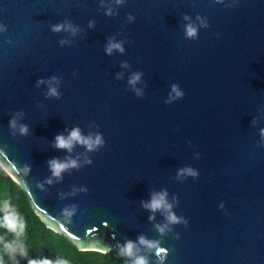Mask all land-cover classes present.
Segmentation results:
<instances>
[{
	"label": "water",
	"instance_id": "1",
	"mask_svg": "<svg viewBox=\"0 0 264 264\" xmlns=\"http://www.w3.org/2000/svg\"><path fill=\"white\" fill-rule=\"evenodd\" d=\"M73 128L104 144L56 149ZM0 165L79 249L264 264V0H0ZM161 191L181 223L142 206Z\"/></svg>",
	"mask_w": 264,
	"mask_h": 264
},
{
	"label": "clouds",
	"instance_id": "2",
	"mask_svg": "<svg viewBox=\"0 0 264 264\" xmlns=\"http://www.w3.org/2000/svg\"><path fill=\"white\" fill-rule=\"evenodd\" d=\"M117 2H119V0H117ZM62 27L64 26L58 24L54 26L52 30L58 32L61 30ZM186 35L187 37L190 38L195 37L196 29L191 25H188L186 27ZM112 49H118L120 51H123L119 43H111L110 41L106 51L110 54ZM53 79L55 78L53 77ZM138 79H139V74L134 75L132 80L129 81V83L134 84ZM39 83L40 81L37 82V84ZM173 91L176 92V96L182 95V93L176 90L175 85H173ZM48 95L58 98L56 89L52 87L49 88ZM9 126L11 128L16 127L15 118L9 121ZM19 131L22 135H25L28 132V127L26 125H21ZM77 144L85 147L87 151H96L100 146L104 144V141L101 135L99 134H96L94 138L92 135L83 136L79 128H73L68 133L67 136L60 134L57 135L54 139V147L56 149H64L68 152H71L74 145ZM87 162L91 163V161H87ZM48 167L51 171L52 177H55L57 180H59L62 178L61 174L63 172H65L70 168H77L79 167V165L77 161L74 159L65 158V160L61 161L59 159L53 158L48 161ZM179 174H187L193 177L197 175V173L193 171L191 168L181 169L178 175ZM46 182L51 183L52 181L51 179H49ZM81 190L85 191V189H81ZM166 196H167L166 191H161L158 193L153 192L148 202H143V201L141 202L142 206L151 212H156L162 209L168 210V214L166 216L167 221L171 224L181 223L182 218L177 217L174 213L170 211L172 205L167 202ZM73 211L74 209L72 211L65 209L64 214L67 216H71ZM0 212L3 213L2 217H0V228L5 229L6 232L11 234L12 236L11 241L3 243V247L6 254L13 261L15 260V256L17 254L20 255L21 257L27 256L26 244H25L27 225L25 223L23 216H21V214L18 212L15 206L9 203L8 199H4V198H0ZM149 219H151V217ZM183 222L186 223V221ZM158 230L163 232L164 228L158 226ZM139 243L141 245L147 246L150 249H155L157 257L162 259L165 250L158 247V242L145 240L144 237L141 236L139 238ZM134 249H136V245L132 241H127L120 248V255L131 258L135 255ZM136 250L138 251V249ZM27 264H69V262L65 259H57L55 262H53L52 260L43 258V259H28ZM132 264H147V260L143 256H136L135 259L132 261Z\"/></svg>",
	"mask_w": 264,
	"mask_h": 264
},
{
	"label": "trees",
	"instance_id": "3",
	"mask_svg": "<svg viewBox=\"0 0 264 264\" xmlns=\"http://www.w3.org/2000/svg\"><path fill=\"white\" fill-rule=\"evenodd\" d=\"M0 198L8 199L23 216L26 228L27 256H15L11 260L6 254L3 243L12 240L11 234L0 228V264H27L28 259L47 258L55 262L65 259L69 264H125L123 257L115 249L99 251L79 249L62 235L46 227L29 207L25 194L18 184L0 165ZM3 213L0 212V217Z\"/></svg>",
	"mask_w": 264,
	"mask_h": 264
}]
</instances>
